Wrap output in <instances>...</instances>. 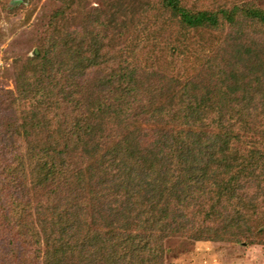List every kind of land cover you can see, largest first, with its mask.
<instances>
[{
	"label": "trees",
	"instance_id": "obj_1",
	"mask_svg": "<svg viewBox=\"0 0 264 264\" xmlns=\"http://www.w3.org/2000/svg\"><path fill=\"white\" fill-rule=\"evenodd\" d=\"M159 1L185 28L229 25L204 73L181 66L196 58L185 40L158 46L170 60L154 67L140 40L58 35L73 0L14 62V88H0V264H165L169 237L264 232V9Z\"/></svg>",
	"mask_w": 264,
	"mask_h": 264
},
{
	"label": "rangeland",
	"instance_id": "obj_2",
	"mask_svg": "<svg viewBox=\"0 0 264 264\" xmlns=\"http://www.w3.org/2000/svg\"><path fill=\"white\" fill-rule=\"evenodd\" d=\"M62 1L0 0V88H14V62L37 52L41 41L46 40L49 33L52 14L61 8ZM179 2L193 11H217L220 8L230 9L235 5L264 9V0ZM57 23L62 27L58 35L69 31L74 36L81 37L92 32L96 40L106 43L111 40L115 44L114 48H122L129 40H140V46L145 48L140 50L138 59L143 64L152 63L150 66L154 67L157 59L166 63L170 60L169 52L159 50L158 46L173 45L175 42L179 43V40H185L195 49L196 58L191 56L189 60L184 59L181 66L188 67L192 73H204L201 64L207 57L214 56L215 48L223 42L224 31L229 27L226 23L220 30L185 28L177 18L163 10L159 0H140V3L134 5H130L129 0H73L68 11L59 17ZM261 40L264 41V38ZM152 42L155 45L154 50H150ZM116 52L114 60L118 62L131 58V53L119 54L117 49ZM261 56L264 59V51ZM227 65L229 67L230 62ZM247 140L244 141L245 145L252 144L250 138ZM164 246L165 264H264V232H252L251 237L241 235L236 242L169 237L165 239Z\"/></svg>",
	"mask_w": 264,
	"mask_h": 264
}]
</instances>
